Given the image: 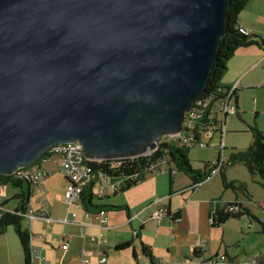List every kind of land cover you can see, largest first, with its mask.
Masks as SVG:
<instances>
[{
    "label": "water",
    "instance_id": "1",
    "mask_svg": "<svg viewBox=\"0 0 264 264\" xmlns=\"http://www.w3.org/2000/svg\"><path fill=\"white\" fill-rule=\"evenodd\" d=\"M229 0H0V175L79 142L135 158L201 99ZM238 107V95L234 96Z\"/></svg>",
    "mask_w": 264,
    "mask_h": 264
},
{
    "label": "crops",
    "instance_id": "2",
    "mask_svg": "<svg viewBox=\"0 0 264 264\" xmlns=\"http://www.w3.org/2000/svg\"><path fill=\"white\" fill-rule=\"evenodd\" d=\"M238 26L258 36L259 44L237 49L227 62V70L222 78L221 85H223V87H230L237 84L236 94L240 90L256 86V84H251L249 82V78L253 72L264 63V44L260 43V40L264 42V0H248L239 14ZM210 141L211 140H209L207 147H210ZM211 165L213 164L207 167ZM48 172H50L49 176L53 173L52 170ZM162 174H168L167 189L164 187L165 177L163 176L165 175ZM175 174L176 171L173 176L168 172H161L157 175L148 174L131 187L122 190L123 185L121 184L119 189L113 192L111 186L113 183H119L118 179L109 176L100 177L97 172L91 183L85 185L83 188V197L79 200L81 207L78 208L73 206L71 208L72 211L74 210L76 212V217L73 219L69 217L68 223H62L60 221L68 215V205L64 201L63 195L61 203L55 204L51 201V203L46 206L45 203L48 201V184L45 183L43 186L41 181L40 185L42 192L38 193L36 191H31V193L35 192L39 195V204L33 207L31 204V196H29V200H26L27 205L34 211L40 210L43 207L47 210L48 216L54 219V221L46 223L42 219L35 218L30 220L26 218L29 224L28 229L32 232L31 247L34 251L32 264H39L38 257L43 258L44 264H99V259L103 257V255L106 257L104 264H111L113 260L127 254V252H129V257L134 258L138 264H157V257L159 255L169 256L171 257L170 260H179L181 256L188 257L189 251L192 252L193 256L194 248L200 245L197 236L201 234L209 236L210 230L213 228L209 220V213L211 210L210 204L213 199L206 198L196 201L193 198L194 192L205 182L204 181L197 188L191 189L192 184L186 188H190L192 194L184 205L178 206L174 204L173 200L170 198L167 199V203H164L162 200L171 195V185ZM49 176L43 179V181H46ZM170 177H172L171 183ZM65 185L66 180L64 178L61 184V189H63V191ZM186 189L179 190L178 188L176 193L184 195L187 192L185 191ZM19 193V190L13 189L1 194L0 204H4L5 208L8 210H15L17 207L21 206L20 199L17 198ZM95 198L97 199L96 202L94 201ZM158 199L161 200L160 204L166 207L170 212L180 211V220L178 222H172L170 216H164L161 220L155 222L151 215L159 206V203H157ZM195 202L200 204L204 210V227H196L195 223L191 221V218L185 214L187 206ZM220 207L221 205L218 206V208ZM100 209L106 211L107 217V222L102 227L98 226V222L93 215L88 216L86 214L88 212L94 214ZM37 222L48 228L46 231L48 235L52 232L49 227L53 224L69 226V231L67 233H62L59 237L53 236L51 239L57 242L60 237H67L68 249L62 251L59 248V244H57L56 257H54L53 251L50 250L51 243L44 234L39 233L41 228L37 231L33 230L36 226L34 223ZM84 232L86 235L85 238L82 236ZM135 232L136 234H134ZM99 234H102L100 240L98 239ZM124 242H129L130 246L123 249L116 248L119 244ZM142 244L147 246L151 253V258L142 252ZM160 244L162 250L159 248ZM99 245L104 248V253L102 254L99 251L101 250ZM203 248L206 255L212 253L209 248ZM142 257H145L147 261H141ZM83 260H87V262H83Z\"/></svg>",
    "mask_w": 264,
    "mask_h": 264
},
{
    "label": "rangeland",
    "instance_id": "3",
    "mask_svg": "<svg viewBox=\"0 0 264 264\" xmlns=\"http://www.w3.org/2000/svg\"><path fill=\"white\" fill-rule=\"evenodd\" d=\"M249 82L251 84H256V86L238 91L237 114L227 116L224 121L226 131L223 137V143L225 146L224 158L225 160H229L231 164L224 167L217 175L206 180L194 192L193 198L196 201L206 198L220 200L221 206L228 202H242L243 206L246 207L250 213V215L243 214L239 218H230L224 225L213 227L212 229L210 228L209 236H206V234L198 235V242L200 244L203 243L204 247L211 250L212 253L208 255L215 256L226 254L238 264H251L253 262L255 264H264V184H262V181L257 174H251L248 171L243 162H232L231 160L232 154L247 150L252 140L251 132L249 131L250 127L256 126L264 133V63L253 72L249 78ZM218 118L220 120L222 119L221 113ZM171 138H173V140L179 145V141L176 137ZM202 138H205L204 135ZM163 139L167 140L168 136H165ZM220 141V134L217 132L210 141V147L194 146L189 148L187 158L191 168L203 173L207 170V166L215 163L220 155ZM165 160H167V158H165ZM163 161L164 160H160L163 168L171 167L172 169H175L173 164H168ZM35 164L39 165L41 169H46L48 171L52 170L53 172L46 181L44 180L41 183L43 186L45 183L48 184V201L45 205L48 206L51 201L55 204L61 203L63 200V189H61V184L64 181V178L59 169L58 158L52 157L46 161L39 160L36 161ZM162 175H165L163 176L165 177L164 187L167 189L168 174ZM223 176L226 182L233 183L235 188H224L222 182ZM191 184V179L187 174L176 170L171 185V195L165 197L162 201L167 203V199L170 198L173 200L174 204L178 206L184 205L186 200L192 194L190 188L186 189ZM178 188L179 190L186 189L185 191L187 192L184 195H180L179 193H176ZM13 189L20 191L19 187L8 184L7 188L0 190V195ZM23 190L28 197L29 188L25 183ZM30 196L32 206L36 207L39 204V195L34 192L31 193ZM94 201L96 202L97 199L95 198ZM157 203L160 204L161 200ZM185 214L191 218V221L195 223L196 227H204L205 213L200 204L197 202L189 204L186 208ZM153 219L155 222L159 221L158 219ZM34 224H36V226L33 230L37 231L41 228L39 233H42L47 237V240L51 243L50 250L53 251V255L56 257V247L57 244H59V240L55 242L51 239L53 236L59 237L60 234L67 233L69 231V226L53 224L49 227L52 232L48 235V233H46L48 228L42 226L38 222ZM20 225L21 228L28 229V220L23 218ZM159 248L162 250L161 244L159 245ZM128 253L129 252L116 260H113L111 264H138L134 258L129 257ZM188 253V257L181 256L177 261H184L186 264H190L194 257L192 256V252L188 251ZM170 258L171 257L169 256L159 255L157 257V263L159 259H165L168 262ZM141 261L144 262L147 260L145 257H142ZM0 264H25L22 248L12 225L6 226L5 231L0 234Z\"/></svg>",
    "mask_w": 264,
    "mask_h": 264
},
{
    "label": "trees",
    "instance_id": "4",
    "mask_svg": "<svg viewBox=\"0 0 264 264\" xmlns=\"http://www.w3.org/2000/svg\"><path fill=\"white\" fill-rule=\"evenodd\" d=\"M247 1L248 0H229L228 15L226 21V34L221 39V43L218 48V58L209 77L208 85L206 87V92L204 95L214 92L217 89L228 88L223 87V85H221V81L227 70V62L234 55L237 49L253 44H259L258 36L252 33L251 35H244L240 31V27L238 26L239 14L246 5ZM260 43L264 44L262 40H260ZM204 116L206 117L207 113H205ZM203 130L204 129L202 128H196L194 130L196 139H199V137L201 136L200 131ZM249 131L251 132L252 140L247 150L244 152H236L232 154L231 160L232 162H243L246 165L248 171L251 174H257L260 177L262 184H264V133L256 126L250 127ZM176 139L179 141V145L176 143V141L173 140V138H168L167 140L163 139L157 144L156 149L145 157H136L134 159L121 160H91L90 165L92 166V170L95 173L101 172L109 177L114 178L124 177V182L122 184L123 190L131 187L144 178L145 174L143 171L145 167L150 166L154 163H157L160 166L162 165L160 160H164L163 162L173 164L176 170L182 171L189 176L192 182L191 189L197 188L198 184L204 182L208 177L212 165L208 167L207 170L203 173L193 170L187 158L188 150L191 147H188L187 145H181L180 140L178 138ZM194 146L199 147L198 144L193 145L192 147ZM49 158H51V155L47 151L37 161ZM165 158H167V160H165ZM226 161L230 163L229 160ZM33 164L29 166H32ZM135 174H138V176L135 177ZM171 182L172 177H170V183ZM222 182L224 188H235L233 183H227L224 177ZM0 183H4L7 186L8 184H11L20 188V193L17 198L20 199L21 205L15 210H9V212H7L0 219V234L5 231L6 226L12 225L22 248L24 262L25 264H31L33 258V250L31 247L32 234L30 230L21 228L20 222L24 217L19 215L18 212H23L31 208L27 205V201L29 200L31 191H33V184L31 180H28L26 178H17L13 174L6 176L0 175ZM24 183L27 184L29 188L28 197L23 190ZM83 193L84 191L81 194V198L83 197ZM1 205L4 206V204ZM210 205L211 210L209 213V220L212 227H219L230 218H239L243 214L250 215L249 210L243 206L242 202H228L218 208V206H220V200H212ZM168 215L171 217V221L175 223L177 222L175 221V219L180 218V211L178 210L176 212H170L168 210ZM128 246H130V243L124 242L122 244H119L116 248L123 249ZM142 252L149 258L152 257L147 246L143 244ZM198 253L199 252L197 251V247H195L193 250V256H197ZM227 257L230 261H234L231 257Z\"/></svg>",
    "mask_w": 264,
    "mask_h": 264
},
{
    "label": "built area",
    "instance_id": "5",
    "mask_svg": "<svg viewBox=\"0 0 264 264\" xmlns=\"http://www.w3.org/2000/svg\"><path fill=\"white\" fill-rule=\"evenodd\" d=\"M240 31L244 35H251V32L242 28H239ZM237 84H234L226 89H217L214 92L204 95L201 99L195 102L191 108V110L187 113L186 119L183 125L182 131L176 136L180 140L181 145H187L188 147H192L193 145H199V147H207L209 140H211L215 133L220 134V155L215 163H213L212 168L208 177L205 179L208 180L212 178L214 175H217L222 171V169L230 163L224 158V143L223 137L225 135V126L224 121L227 115H234L237 113V108L234 104V96L237 92ZM205 113L207 116L205 117ZM222 114V119L218 118L219 114ZM206 120V121H204ZM185 127V128H184ZM196 128H202L203 131H200L201 138L196 139V134H194V130ZM204 135L205 138H202ZM157 147V146H156ZM156 149V148H155ZM154 151V150H152ZM152 151L148 153L138 156L145 157L149 155ZM52 157L58 158L59 168L64 178L66 180V185L63 191V199L68 205V215L65 218L61 219L62 223H68L69 217L71 219L76 217V212L71 210L73 206L80 208V198L83 192V188L85 185L90 183L96 173L92 170V166L90 165V159H87L82 150V146L79 142H67V143H58L55 144L49 151ZM136 158V157H135ZM123 159H134V158H123ZM46 160V159H44ZM121 160V159H120ZM175 169L170 167L163 168L162 165H158L154 163L150 166L145 167L144 174H153L156 175L161 172H168L169 174H174ZM17 178H26L31 180L33 184V191L42 192L41 181L50 175L46 169H41L39 165L33 164L32 166H27L24 168H19L12 173ZM100 177L107 176L104 173L99 172ZM135 177L138 174L134 175ZM114 178V177H112ZM116 178V177H115ZM119 183H113L111 188L113 192H116L120 185L124 182V177H117ZM201 183L198 184V186ZM7 187L6 184L0 183V190L5 189ZM160 201V200H158ZM157 201V202H158ZM9 210L5 208V206L0 204V219L7 213ZM19 215L24 218L32 219H42L46 223H51L54 221L51 217L48 216L47 210L43 207L40 210H33L32 208L18 212ZM88 216H94V218L98 222V226L102 227L107 222L106 211L104 209H100L97 212L86 213ZM164 216L168 215V209L161 204L153 211L151 217L161 220ZM180 218H176L175 221H179ZM86 226V225H85ZM136 234V232L134 233ZM82 236L85 238V232L82 233ZM102 234L98 235V239L100 240ZM101 245H99L100 247ZM204 245L203 243L197 247V251L199 252L197 256H193L194 259L190 264H238L234 261H230L226 255H206L204 253ZM59 248L62 251L68 249V238L63 236L59 239ZM100 253H104V248L100 247ZM34 257V256H33ZM33 260V258H32ZM39 264L43 263V258L38 257ZM106 261L105 256L99 259V264H104ZM83 262H87V260H83ZM32 264V263H31ZM157 264H186L184 261L177 260H169L168 262L165 259H159ZM251 264H255L254 262Z\"/></svg>",
    "mask_w": 264,
    "mask_h": 264
},
{
    "label": "clouds",
    "instance_id": "6",
    "mask_svg": "<svg viewBox=\"0 0 264 264\" xmlns=\"http://www.w3.org/2000/svg\"><path fill=\"white\" fill-rule=\"evenodd\" d=\"M169 137V136H168Z\"/></svg>",
    "mask_w": 264,
    "mask_h": 264
}]
</instances>
